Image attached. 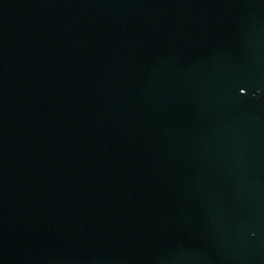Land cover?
Returning a JSON list of instances; mask_svg holds the SVG:
<instances>
[{
  "label": "water",
  "instance_id": "95a60500",
  "mask_svg": "<svg viewBox=\"0 0 264 264\" xmlns=\"http://www.w3.org/2000/svg\"><path fill=\"white\" fill-rule=\"evenodd\" d=\"M0 264H264V0H0Z\"/></svg>",
  "mask_w": 264,
  "mask_h": 264
}]
</instances>
